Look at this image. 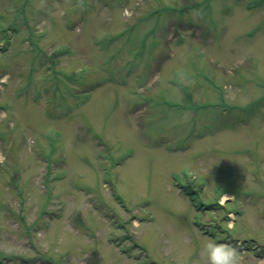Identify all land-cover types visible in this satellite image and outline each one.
I'll use <instances>...</instances> for the list:
<instances>
[{
	"label": "rangeland",
	"instance_id": "374dc122",
	"mask_svg": "<svg viewBox=\"0 0 264 264\" xmlns=\"http://www.w3.org/2000/svg\"><path fill=\"white\" fill-rule=\"evenodd\" d=\"M7 40L5 264H264V5L0 0Z\"/></svg>",
	"mask_w": 264,
	"mask_h": 264
},
{
	"label": "clouds",
	"instance_id": "9594fccd",
	"mask_svg": "<svg viewBox=\"0 0 264 264\" xmlns=\"http://www.w3.org/2000/svg\"><path fill=\"white\" fill-rule=\"evenodd\" d=\"M203 252L207 264H239L238 249L227 240L210 236L203 243Z\"/></svg>",
	"mask_w": 264,
	"mask_h": 264
},
{
	"label": "bare ground",
	"instance_id": "6f19581e",
	"mask_svg": "<svg viewBox=\"0 0 264 264\" xmlns=\"http://www.w3.org/2000/svg\"><path fill=\"white\" fill-rule=\"evenodd\" d=\"M225 198H226V196H222V200L225 199Z\"/></svg>",
	"mask_w": 264,
	"mask_h": 264
}]
</instances>
